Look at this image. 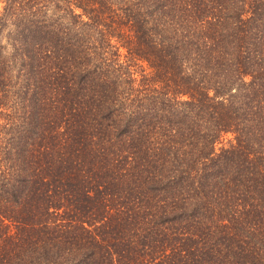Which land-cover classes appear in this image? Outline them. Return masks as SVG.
Here are the masks:
<instances>
[{"label": "trees", "instance_id": "trees-1", "mask_svg": "<svg viewBox=\"0 0 264 264\" xmlns=\"http://www.w3.org/2000/svg\"><path fill=\"white\" fill-rule=\"evenodd\" d=\"M0 264H264V0H0Z\"/></svg>", "mask_w": 264, "mask_h": 264}]
</instances>
